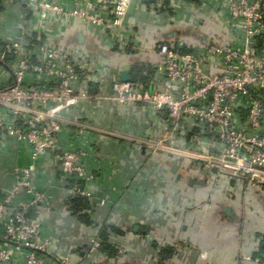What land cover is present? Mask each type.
<instances>
[{"label":"crops","instance_id":"obj_1","mask_svg":"<svg viewBox=\"0 0 264 264\" xmlns=\"http://www.w3.org/2000/svg\"><path fill=\"white\" fill-rule=\"evenodd\" d=\"M5 1L0 25L16 36L9 25L21 21L27 12L21 0ZM153 2L133 0L126 16L125 28L129 35L134 33L131 46L136 51L110 49L103 33L77 20L64 31L56 30L59 49L92 59V81L82 84L81 93L103 94L85 106L57 108L68 118L99 129L88 159L97 176L87 186L92 224H84L69 211L66 180L51 158L44 159L31 177L34 190L45 193L47 201L31 204L33 197L21 190L15 207L25 206L53 242V249L74 262L113 263V258L101 252L90 260L85 258L92 240L106 225L109 245L114 249L129 245L123 257L128 264H257L245 257L264 254V191L249 187L241 177L206 172L191 159L153 152L152 144L167 138L175 147L204 152L211 143L197 136L200 123L188 120L181 133L173 132L169 114L109 98L125 71L132 77L130 83L136 82L134 75L141 70L144 81L138 83L142 86L157 91L168 86L160 69L162 44L187 49L190 54L210 43H243L240 22L231 26L213 1L176 0L169 16L152 9ZM215 67L207 70L222 71ZM71 134L66 132L61 138L66 145L74 144ZM28 159L15 139L8 143L0 139V183L12 188L14 169L26 167ZM167 248L174 257L158 263V256Z\"/></svg>","mask_w":264,"mask_h":264},{"label":"built area","instance_id":"obj_2","mask_svg":"<svg viewBox=\"0 0 264 264\" xmlns=\"http://www.w3.org/2000/svg\"><path fill=\"white\" fill-rule=\"evenodd\" d=\"M132 1L21 0L27 15L9 25L17 35H9L6 26L0 25V139L5 143L15 139L29 158L26 167L14 169L12 188L0 183V264H90L83 259L74 262L55 251L41 224L27 219L25 206L16 209L15 204L21 190L33 197L31 204L47 201V195L35 191L31 183L46 158L58 167L67 187L76 183L68 189L70 197L91 198L87 186L97 176L88 159L92 138L99 129L74 121L57 108L85 106L103 94L81 93L82 84L92 81V59L59 49L56 30L64 31L77 20L103 33L110 49L136 51L138 48L131 46L134 33L129 35L125 28ZM175 1L154 0L151 8L169 16ZM207 1H213L219 12L226 14L231 26L240 22L241 46L210 43L184 54L162 44L160 69L168 86L157 91L138 82L117 81L109 98L169 114L173 132L181 133L188 120L200 123L197 136L211 143L204 152L175 147L168 138L153 143V152L191 159L206 172L241 177L249 187L264 191V0ZM6 4L0 0V22L4 21L1 9ZM215 66L222 71L207 70ZM66 132L73 133V145L62 142ZM101 245L97 236L85 258L90 260L99 253ZM129 248L117 246L112 264H128L123 257ZM174 253L168 257L169 262ZM245 259L264 264V254Z\"/></svg>","mask_w":264,"mask_h":264},{"label":"trees","instance_id":"obj_3","mask_svg":"<svg viewBox=\"0 0 264 264\" xmlns=\"http://www.w3.org/2000/svg\"><path fill=\"white\" fill-rule=\"evenodd\" d=\"M181 53H189L187 49L180 50ZM135 73V71H134ZM134 75V80L136 82H142L144 80H141L142 77V71H136ZM96 94V92L94 93ZM76 183L71 182L70 186L68 185V189H71L74 187ZM78 185L83 186V184L78 183ZM68 209L72 213L73 216L77 217L79 220H81L84 224L86 225H91L92 221L90 219V212H91V205L89 202V199L81 196H75V197H70L68 203ZM26 217L27 219H31L30 214L26 211ZM99 238L102 240V245L100 248L101 253H106L109 257L114 258L116 256V249L109 245L108 242V233H107V227L106 225H103L100 230ZM263 253V252H262ZM260 253V254H262ZM173 255V250L170 248L164 249L161 252V261L165 262L168 257H171Z\"/></svg>","mask_w":264,"mask_h":264},{"label":"water","instance_id":"obj_4","mask_svg":"<svg viewBox=\"0 0 264 264\" xmlns=\"http://www.w3.org/2000/svg\"><path fill=\"white\" fill-rule=\"evenodd\" d=\"M120 81L123 82V83L132 81V77L130 76L129 72L125 71V72L121 73V80ZM226 213L229 214V215L231 214L229 209H226Z\"/></svg>","mask_w":264,"mask_h":264}]
</instances>
